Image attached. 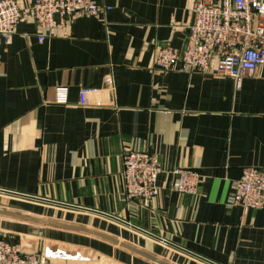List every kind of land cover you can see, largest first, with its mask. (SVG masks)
I'll list each match as a JSON object with an SVG mask.
<instances>
[{
	"label": "crops",
	"instance_id": "crops-1",
	"mask_svg": "<svg viewBox=\"0 0 264 264\" xmlns=\"http://www.w3.org/2000/svg\"><path fill=\"white\" fill-rule=\"evenodd\" d=\"M32 1L0 37V210L74 228L0 214V239L49 264H264V208L230 204L244 168L264 172V66L239 85L159 69L196 0H96L43 41ZM126 149L159 159L156 198L126 199ZM176 168L203 175L196 194Z\"/></svg>",
	"mask_w": 264,
	"mask_h": 264
},
{
	"label": "built area",
	"instance_id": "built-area-1",
	"mask_svg": "<svg viewBox=\"0 0 264 264\" xmlns=\"http://www.w3.org/2000/svg\"><path fill=\"white\" fill-rule=\"evenodd\" d=\"M105 10L96 0H33L29 17L39 30L40 41L54 35L78 14L98 15ZM193 23L185 50L163 45L157 48L156 66L164 71L181 64L183 72H202L229 77L239 85L243 78L264 66V0H196ZM21 0H0V37L10 39L22 20ZM217 57L214 63L213 58ZM58 103H67L68 88L59 87ZM127 200H152L159 194L158 177L164 172L156 155L126 149L122 154ZM174 187L196 194L203 175L195 170H169ZM232 206L244 210L264 208V172L254 166L243 169L234 182ZM0 264H49L42 253H23L17 245L0 239Z\"/></svg>",
	"mask_w": 264,
	"mask_h": 264
},
{
	"label": "water",
	"instance_id": "water-1",
	"mask_svg": "<svg viewBox=\"0 0 264 264\" xmlns=\"http://www.w3.org/2000/svg\"><path fill=\"white\" fill-rule=\"evenodd\" d=\"M187 45H188V42L186 44V46L184 47L183 50H185L187 48ZM1 192H5V193H10V192H7L5 190H0ZM0 214H5V215H10V216H14V217H21V218H24V219H28V220H31V221H34V222H39V223H46V224H52V225H56V226H62V227H67V228H74L72 226H68V225H63V224H59L57 222H50V221H47V220H42V219H38V218H33V217H27V216H23V215H19V214H14V213H10V212H4V211H1L0 210ZM126 223V222H125ZM88 231V230H87ZM137 252H140L137 250ZM142 255H146L147 257L151 258L152 260H155V261H158V262H161L160 260H158L157 258L155 257H152V256H149L147 254H144L142 252H140Z\"/></svg>",
	"mask_w": 264,
	"mask_h": 264
}]
</instances>
